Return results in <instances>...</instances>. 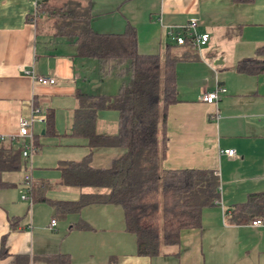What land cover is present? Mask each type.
<instances>
[{
	"label": "crops",
	"instance_id": "0c3cea01",
	"mask_svg": "<svg viewBox=\"0 0 264 264\" xmlns=\"http://www.w3.org/2000/svg\"><path fill=\"white\" fill-rule=\"evenodd\" d=\"M33 12L34 0H0V136L17 134L20 118H29L33 107L44 115L53 112L50 130L45 121L33 124L31 174L35 183H49L46 199L77 201L96 189L61 183V164L82 161L90 153V164L105 168L123 152L91 148L88 138L75 130L78 94L92 99L114 95L122 78L112 67L103 73L96 59L76 56L73 45L55 30L40 32ZM90 12V26L97 33L133 29L140 54L163 57L168 44H175L168 36L170 27L191 19L197 20L198 31L209 34L195 49V59L175 65L178 101L167 109L161 167L213 170L220 201L202 209L200 225L183 229L176 246L140 256L135 235L125 230L121 206L95 203L58 216L47 201L22 200L23 177L5 172L11 185L0 189V245L5 237L8 256L0 264H12L18 256L29 264H44L40 259L52 254L68 255L70 264H264V224L226 221L232 206L264 193V73L236 69L264 45V0H90ZM35 75L55 81L41 84ZM108 76L116 78L105 83ZM216 86L226 89L216 104L200 100ZM117 114L97 109L93 130L114 135ZM48 135L58 143L45 162ZM227 148H234L236 156L223 154ZM21 168L26 169L25 162ZM81 224L87 227L79 228Z\"/></svg>",
	"mask_w": 264,
	"mask_h": 264
},
{
	"label": "trees",
	"instance_id": "16d2710c",
	"mask_svg": "<svg viewBox=\"0 0 264 264\" xmlns=\"http://www.w3.org/2000/svg\"><path fill=\"white\" fill-rule=\"evenodd\" d=\"M39 2L36 21L41 14L57 17L55 35L65 37L73 45L76 56L98 60L103 73L113 66L118 68L122 83L116 94L95 99L78 94L75 130L88 138L91 148L117 147L123 152L105 168L93 167L90 153L82 161L61 164V183L96 189L82 194L79 200L46 199L44 193L49 183L34 181L32 200L47 201L62 217L89 204L119 205L125 230L135 235L138 255L155 256L164 248L176 246L183 229L200 225L202 209L220 201L219 179L213 170L161 167L166 152L167 109L178 101L175 65L178 61L195 59L196 48L186 39L182 45L168 44L163 57L140 54L133 29L121 34L92 30L90 0H65L59 5L50 0ZM236 69L248 74L264 73V45L258 48L255 57L239 61ZM99 108L117 111L114 135L97 134L93 130ZM44 116L46 128L50 130L53 112ZM22 149L18 141H0V189L11 185L3 178V173L18 171L23 166ZM252 218L264 221V193L249 195L245 203L232 206L226 214V221L231 224L247 223ZM7 256L3 237L0 258ZM40 260L44 264H70L66 254H52ZM12 264L29 263L26 257L18 256ZM109 264H115L114 260Z\"/></svg>",
	"mask_w": 264,
	"mask_h": 264
},
{
	"label": "built area",
	"instance_id": "2783aa9c",
	"mask_svg": "<svg viewBox=\"0 0 264 264\" xmlns=\"http://www.w3.org/2000/svg\"><path fill=\"white\" fill-rule=\"evenodd\" d=\"M41 4L39 0H34V12L32 14V20L35 21L39 15V8ZM198 23L196 19H191L183 25L171 26L168 31V36L176 45H182L186 42V39H190L191 43L196 49H200L204 45L209 34L198 31ZM34 78L41 84H53L54 78L51 76L35 75ZM226 92V89L222 86H216L215 89L205 92L201 95L200 100L207 103L216 104L220 99V96ZM44 114L38 108H32V112L29 118H20L19 128L17 134L13 136H0V141L11 140L18 141L23 149L21 152L22 158L25 162L26 173L22 179V186L20 188V198L32 203L31 187L33 184L32 178V155L36 151L34 142V136L32 132L34 122H44ZM228 157L236 156L234 148H227L222 151ZM56 223L55 219H51V226ZM253 226H259L264 224V221L260 218H253L250 222Z\"/></svg>",
	"mask_w": 264,
	"mask_h": 264
},
{
	"label": "rangeland",
	"instance_id": "374dc122",
	"mask_svg": "<svg viewBox=\"0 0 264 264\" xmlns=\"http://www.w3.org/2000/svg\"><path fill=\"white\" fill-rule=\"evenodd\" d=\"M52 2L54 1V0H51ZM65 0H56V1H54L53 3H57L58 5L59 4H62L63 2H64ZM38 23H39V31L40 32H42L43 30H46V29H49L50 31L52 30H55V28H56V25H57V23H58V19H57V17H55V16H51V17H46V16H43L42 18H39L38 19ZM112 71H113V74H116L117 73V71H118V68L116 67V66H113L112 68ZM115 76V75H114ZM111 78H114V80H115V78L116 77H112V76H108L107 77V79L105 80V83H107V82H111ZM124 79H126L125 77H124ZM121 85V84H120ZM117 92V91H116ZM115 92V93H116ZM61 111H64L63 109H61ZM115 113V112H114ZM117 116H118V114H117ZM46 145H50V146H46V147H44V148H46V150L48 149V151H46V153L48 154V155H44V157H45V162H47V159H48V162L51 160V156H50V154H51V152L52 151H54L55 150V145H57V138L56 137H53V136H51V135H48L47 136V139H46ZM43 152V151H42ZM34 154V153H33ZM33 156V155H32ZM50 156V157H49ZM49 157V158H48ZM81 158H82V156H81ZM49 167V166H48ZM50 168V167H49ZM26 173V170H23V168H21L20 170H18V171H14V172H12V173H15L16 175H17V177L18 178H20V177H24V175H25V173ZM48 173L50 172V171H47ZM44 175H48L47 173H45ZM51 175V173H49V176ZM33 176V175H32ZM3 177L5 178V173H3ZM23 179V178H22ZM33 179H36V177H35V175L33 176ZM69 192V191H68ZM59 195H61V196H66L67 194H65V193H58Z\"/></svg>",
	"mask_w": 264,
	"mask_h": 264
}]
</instances>
